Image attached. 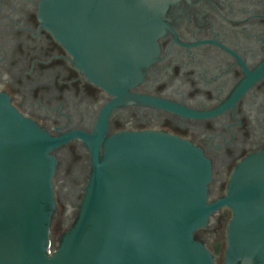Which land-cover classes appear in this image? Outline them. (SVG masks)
Returning a JSON list of instances; mask_svg holds the SVG:
<instances>
[{"label":"flooded vegetation","instance_id":"obj_1","mask_svg":"<svg viewBox=\"0 0 264 264\" xmlns=\"http://www.w3.org/2000/svg\"><path fill=\"white\" fill-rule=\"evenodd\" d=\"M42 0H0V92L49 136L160 132L209 161L207 202L222 198L235 167L264 148V0H70V24L99 59L141 62L105 89L43 25ZM55 246L72 226L90 173L78 137L52 151ZM231 211L209 217L195 239L224 264Z\"/></svg>","mask_w":264,"mask_h":264},{"label":"water","instance_id":"obj_2","mask_svg":"<svg viewBox=\"0 0 264 264\" xmlns=\"http://www.w3.org/2000/svg\"><path fill=\"white\" fill-rule=\"evenodd\" d=\"M70 0H42L43 25L76 67L105 89L132 76L141 62L99 59L70 24ZM51 137L0 92V264H215L195 239L212 213L231 211L224 264H264V148L230 174L222 198L207 202L209 161L185 140L160 132ZM78 137L90 173L72 226L53 246L52 151Z\"/></svg>","mask_w":264,"mask_h":264}]
</instances>
